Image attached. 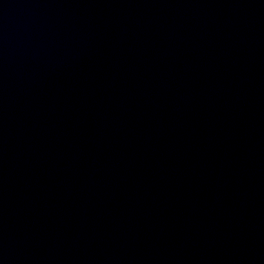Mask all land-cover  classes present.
<instances>
[{
    "label": "water",
    "instance_id": "1",
    "mask_svg": "<svg viewBox=\"0 0 264 264\" xmlns=\"http://www.w3.org/2000/svg\"><path fill=\"white\" fill-rule=\"evenodd\" d=\"M0 264H264V0H0Z\"/></svg>",
    "mask_w": 264,
    "mask_h": 264
}]
</instances>
